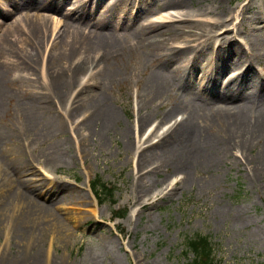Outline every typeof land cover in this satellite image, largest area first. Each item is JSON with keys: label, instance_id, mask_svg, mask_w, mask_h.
Returning <instances> with one entry per match:
<instances>
[{"label": "rangeland", "instance_id": "1", "mask_svg": "<svg viewBox=\"0 0 264 264\" xmlns=\"http://www.w3.org/2000/svg\"><path fill=\"white\" fill-rule=\"evenodd\" d=\"M24 1L0 0V71L8 74V96L0 113L4 136L0 148L11 156V160L0 159V208L10 214L13 208L9 211L7 206H14L12 195H17L23 197L17 207L28 209V213H18L19 220L7 217L0 223L4 264H188L194 256L186 251L185 240L197 234L210 237L220 264H264V172L253 177L251 165L244 168L233 162H224L211 173L199 167L182 187L168 193L173 186L165 190L168 183L174 184L181 176L168 169L150 176L152 192L145 199L134 192L136 148L147 139L146 128L158 126L148 145L160 140L169 126L160 123L167 97L152 102L149 108L139 110V104L156 89L167 44L182 40L174 39L186 26L193 25L197 31L209 26L194 21L164 23V18L183 7L164 8L171 6L166 0H135L136 6H130L137 16L127 13L121 20V31L128 35L113 43L120 51L116 60L97 64L94 54L79 52L73 61H67L59 43L68 35L62 13L38 0ZM75 1L65 0L64 7H74ZM210 3L227 9L251 4L244 11L238 37L244 41L247 34L257 32L264 39V0H191L187 8L193 12ZM94 6L95 0H89L88 7ZM118 7L121 13L128 9L123 2ZM101 9L100 4L88 20L98 19ZM3 10L12 13L2 15ZM29 15L46 19L49 33L44 38L36 39L35 29L25 18ZM19 17L23 30L16 32L11 28ZM145 17L159 21L148 31L154 37L143 41L135 33L141 32ZM215 17L201 18L209 21ZM22 65L29 67L28 72ZM255 67L264 69V52ZM58 82L72 85L57 92L53 86ZM183 88L180 93L190 100L192 87ZM78 94L101 100L119 118L108 134L94 136L84 145L85 130L78 126L90 114L85 106L77 107ZM255 96L257 108L264 111L262 92ZM38 98L48 99L52 107L34 118L38 109L32 101L38 103ZM51 116L60 122L59 132L50 127ZM139 116L143 127L136 136ZM182 117L176 112L175 118ZM257 151L258 147L251 154ZM234 156L243 157L238 152ZM97 179L115 189L113 199L97 200L90 187ZM41 210L50 214H38ZM121 210L127 212L116 217L115 212Z\"/></svg>", "mask_w": 264, "mask_h": 264}, {"label": "bare ground", "instance_id": "2", "mask_svg": "<svg viewBox=\"0 0 264 264\" xmlns=\"http://www.w3.org/2000/svg\"><path fill=\"white\" fill-rule=\"evenodd\" d=\"M134 1L95 0V6L91 9L88 7L89 0H76L74 7L69 9L64 7L65 0H38L37 3L43 2L47 5L46 7L49 6L50 9L59 11L63 15L64 26L68 29L67 38L59 42L64 49V58L67 61H73L79 52H83L87 55L94 54L98 64L107 63L119 57V46L113 43L123 41L128 35L127 31H121L123 28L121 20L125 19L127 13H131L133 18L137 16L132 11L133 6H136ZM166 1L171 6L164 8H172V6L183 8L182 11L173 15L170 13L171 15L164 18V23L194 21L193 24L209 27L197 31L193 25L186 26V29L180 30L181 35L174 39L182 40L167 44L164 49V67H160L155 80L156 89L151 91L152 95L147 101L143 99L139 104V110H141L144 107L149 108L152 102L167 97L163 103L164 117L160 123L164 122V125L169 123L161 134L160 140L146 145L152 140V135L158 133V126H156L150 137L136 148L138 163L134 192L140 196V199H145L152 192L153 183L149 179L150 176L157 175L163 170L166 173L170 169L172 173L177 172L181 175L174 184L168 183L165 187L166 190L171 184L173 185L168 193L174 191L178 185L182 187L190 179L192 172L199 167L211 173L219 169L224 162H233L244 168L251 165L250 171L253 172V177L264 172V111L257 108L255 96L257 91H261L264 96V69L260 68L261 70L258 71L255 67V63L262 59L264 39L257 32L247 34L244 41L238 37L239 26L246 15L244 11L251 4L227 9L219 5H216V8L213 3H210L191 12L187 8L191 0ZM119 2L125 3L128 9L122 10L121 13L118 7ZM10 4L14 5L12 2ZM100 4L102 9L99 18L89 21L87 17H91L90 15L100 7ZM11 13L7 10L2 11V15L8 16ZM140 14L143 15V12L138 13ZM211 14H216L212 20L207 21L201 18ZM25 18L35 29L36 39L44 38L46 32L49 33L46 19L31 15ZM155 20L143 18L141 32L135 33L138 40L145 41L146 37H154L148 31L156 24ZM234 20H238V23L235 24ZM15 23L11 30L22 31L20 17ZM22 67L23 71L28 72V66L22 65ZM228 70L233 71L232 74L228 77L224 76L223 73ZM6 72L0 71V113L4 109L8 96ZM32 73L35 74V71ZM162 74L164 76H161ZM71 85V82H58L56 86L49 84L57 92H62ZM184 85L192 87L188 91L190 100L187 101L186 94L180 93ZM78 97L77 107L85 106L87 113L90 114L78 126L85 130L82 136L84 145L94 136L108 134L119 118L117 111L101 100H95L89 95L78 94ZM32 102L38 109L33 114L34 118H38L42 112L47 114L52 107L51 102L46 98H38V103L34 100ZM178 111L183 114L180 119L175 118ZM49 123L53 131L59 132L60 122L56 118L51 116ZM142 127L139 116L138 128ZM150 127L152 125L146 128V131ZM0 137L4 138L3 132L0 133ZM0 146L2 147V144ZM126 147L128 150L131 148L130 140ZM256 147L258 151L251 154L252 149ZM237 152L243 157L238 159L234 156ZM0 159L11 160V156L6 150L0 148ZM23 159L27 162L24 156ZM147 167L149 170L144 172ZM210 183L214 184V180L211 179ZM57 187L59 186L55 188ZM19 197L12 195L11 203H14V206H7L8 210L10 207L13 208L10 214L7 210L0 208V223L7 217L15 222L21 218L19 212L28 213V209L17 207L16 202L23 198ZM30 211L31 208L29 213ZM38 214L49 215L50 213L41 210ZM2 256L0 255V264H4Z\"/></svg>", "mask_w": 264, "mask_h": 264}, {"label": "trees", "instance_id": "3", "mask_svg": "<svg viewBox=\"0 0 264 264\" xmlns=\"http://www.w3.org/2000/svg\"><path fill=\"white\" fill-rule=\"evenodd\" d=\"M92 189L100 203H103L110 197L113 199L115 189L99 179L92 182ZM126 211H117L115 212V216L123 217ZM185 242L186 251L192 252L194 256L188 264H220V261L216 260L214 256L213 243L209 236L197 234L186 239Z\"/></svg>", "mask_w": 264, "mask_h": 264}]
</instances>
